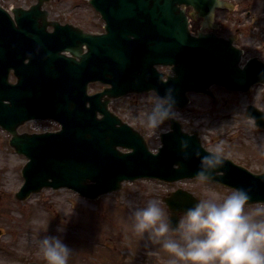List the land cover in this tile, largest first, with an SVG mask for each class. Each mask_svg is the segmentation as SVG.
I'll return each instance as SVG.
<instances>
[{
    "label": "water",
    "instance_id": "95a60500",
    "mask_svg": "<svg viewBox=\"0 0 264 264\" xmlns=\"http://www.w3.org/2000/svg\"><path fill=\"white\" fill-rule=\"evenodd\" d=\"M36 0L12 15L0 7V128L10 134L9 146L24 156L22 186L15 193L26 200L44 188L70 189L89 200L116 192L124 182L151 179L164 183L199 178V157L206 150L197 131L184 132L174 118L152 152L144 137L109 110L112 100L129 94L170 90L172 108L183 109L188 93L213 97L211 87L248 92L264 85V63L256 57L240 67L243 51L235 37L213 32L214 12L230 8L222 0H89L105 23L103 34L47 21ZM202 18L197 35L188 29ZM52 28V32L48 31ZM203 29L211 30L204 33ZM166 67L170 73L161 72ZM15 83L9 82V77ZM104 88L88 95V85ZM245 117L264 129V113L249 105ZM51 119L55 132L19 133L33 120ZM182 141L187 146H182ZM223 157V156H222ZM222 172L208 180L231 189H245L246 206L264 203V171L253 173L223 157ZM173 228L179 215L198 200L183 190L164 200ZM28 264H37L35 262Z\"/></svg>",
    "mask_w": 264,
    "mask_h": 264
},
{
    "label": "rangeland",
    "instance_id": "374dc122",
    "mask_svg": "<svg viewBox=\"0 0 264 264\" xmlns=\"http://www.w3.org/2000/svg\"><path fill=\"white\" fill-rule=\"evenodd\" d=\"M20 0H4L15 4ZM36 0H27L33 4ZM235 11L216 12L215 22L221 36L238 35L236 45L244 50V60L256 57L264 63V0H235ZM49 19L69 23L86 32L101 33L103 22L89 4V0H50L45 4ZM248 15V16H247ZM198 23L193 27L196 29ZM164 71V70H162ZM101 84L89 86V93L101 91ZM214 98L203 94H189L190 102L182 110H175V118L185 132L197 131L202 146L253 173L264 171V130L245 117V109L252 105L264 113V87L256 85L247 93L230 92L212 87ZM154 100L153 93L128 95L110 103V110L140 132L149 149L156 152L159 135L168 131L163 122L156 129L144 121L145 113ZM58 125L47 122H28L18 132L55 131ZM9 134L0 128V264H47L40 238L58 236L72 250L68 264H185L142 235L133 226L132 213L156 200L168 220L169 211L163 202L172 192L183 190L199 200L222 201L232 192L207 179L183 180L164 184L154 180L126 182L116 192L87 200L69 189H43L25 201L14 197L23 183L21 169L26 158L9 146ZM264 208V204L246 206V211ZM184 214L179 215V228L168 235L180 238Z\"/></svg>",
    "mask_w": 264,
    "mask_h": 264
},
{
    "label": "clouds",
    "instance_id": "9594fccd",
    "mask_svg": "<svg viewBox=\"0 0 264 264\" xmlns=\"http://www.w3.org/2000/svg\"><path fill=\"white\" fill-rule=\"evenodd\" d=\"M170 90L161 97L154 93V100L145 113L144 121L156 129L173 114ZM186 147L187 142L182 141ZM199 151L196 176L209 179L222 172L225 163L221 149ZM250 200L245 189H233L222 201L199 200L188 208L182 221V235L172 238L177 231L163 219L158 201L149 200L144 207L132 213L133 226L149 240L161 243L168 252L185 264H264V208L246 211ZM40 247L47 264H68L72 250L58 236L40 238ZM169 264H177L176 259Z\"/></svg>",
    "mask_w": 264,
    "mask_h": 264
},
{
    "label": "flooded vegetation",
    "instance_id": "af4514ba",
    "mask_svg": "<svg viewBox=\"0 0 264 264\" xmlns=\"http://www.w3.org/2000/svg\"><path fill=\"white\" fill-rule=\"evenodd\" d=\"M230 1H231V0H230ZM187 11H189V10H187ZM247 16H248V15H247ZM200 21H201V20H197V21H196V23H197V22H199V23H200ZM50 30H51V29H50ZM217 34H218V33H217ZM218 35H220V34H218ZM238 40H239V36L237 35L236 42H237ZM12 81H14V80H12Z\"/></svg>",
    "mask_w": 264,
    "mask_h": 264
}]
</instances>
